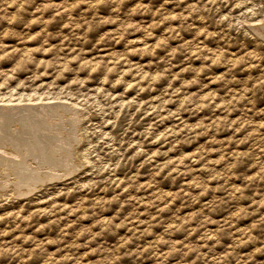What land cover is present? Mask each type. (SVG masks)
<instances>
[{
  "label": "rangeland",
  "instance_id": "374dc122",
  "mask_svg": "<svg viewBox=\"0 0 264 264\" xmlns=\"http://www.w3.org/2000/svg\"><path fill=\"white\" fill-rule=\"evenodd\" d=\"M0 121V264H264V0H0Z\"/></svg>",
  "mask_w": 264,
  "mask_h": 264
},
{
  "label": "bare ground",
  "instance_id": "6f19581e",
  "mask_svg": "<svg viewBox=\"0 0 264 264\" xmlns=\"http://www.w3.org/2000/svg\"><path fill=\"white\" fill-rule=\"evenodd\" d=\"M256 27V26H255ZM259 29V28H258ZM256 31V30H255ZM259 36V35H258ZM25 107V106H24ZM48 107V106H47ZM10 108V107H9ZM59 109V108H58ZM25 112V111H24ZM18 115V114H17ZM31 116V115H30ZM32 117V116H31ZM55 117V116H54ZM69 117V116H68ZM77 117V116H76ZM29 120V119H28ZM31 120V119H30ZM53 120V119H52ZM1 122V121H0ZM27 122V121H26ZM5 123V122H4ZM3 124V123H2ZM16 124V123H15ZM9 126V125H8ZM0 127H2V126H0ZM16 127V126H15ZM5 128V127H4ZM3 129V128H2ZM1 130V129H0ZM3 131V130H2ZM7 131V130H6ZM12 133V132H11ZM10 133V134H11ZM66 133V132H65ZM5 134V133H4ZM20 135V134H19ZM5 136V135H4ZM3 136V137H4ZM80 137V136H79ZM4 139V138H3ZM7 141V140H6ZM78 141V140H77ZM11 142V141H10ZM42 143V142H41ZM43 143H45V142H43ZM5 144V143H4ZM15 144V143H14ZM1 146L3 145V144H0ZM76 145V144H75ZM6 147V146H5ZM19 147V146H18ZM40 148V147H39ZM5 149V148H4ZM11 149H12V147H11ZM36 149V148H35ZM3 150V149H2ZM6 150V149H5ZM12 150H14V149H12ZM15 151V150H14ZM2 152V151H1ZM16 152V151H15ZM41 152V151H40ZM4 153V152H3ZM7 153H8V151H7ZM10 153H11V151H10ZM30 153V152H29ZM14 154V153H13ZM26 154H27V152H26ZM6 155V154H5ZM33 155V154H32ZM31 155V156H32ZM39 155V154H38ZM37 155V156H38ZM12 156V155H11ZM22 157V156H21ZM45 157V156H44ZM25 158V157H24ZM33 158V157H32ZM36 158V157H35ZM37 159V158H36ZM73 159V158H72ZM78 159V158H77ZM32 160V159H31ZM50 160V159H49ZM3 161V160H2ZM8 161V160H7ZM13 161V160H12ZM21 161V160H20ZM23 162V161H22ZM28 162V161H27ZM9 163V162H8ZM16 163V162H15ZM3 164V163H2ZM10 165H11V163H9ZM13 164V163H12ZM31 164V163H30ZM79 165V164H78ZM16 166V165H15ZM27 166V165H26ZM8 168H9V166H8ZM19 168V167H18ZM21 168V167H20ZM46 168V167H45ZM58 168V167H57ZM1 169H2V166H1ZM26 169V168H25ZM52 169V168H51ZM4 170V169H3ZM29 170V169H28ZM22 171H23V169H22ZM0 172H3V171H0ZM5 172V171H4ZM3 172V173H4ZM12 172V171H11ZM61 172V171H60ZM2 173V174H3ZM25 173V172H24ZM67 173V172H66ZM14 174V173H13ZM23 174V173H22ZM50 174H52V173H50ZM11 175V174H10ZM54 175V174H53ZM16 177H18V175L16 176ZM61 177V176H60ZM22 178H23V176H22ZM2 179V178H1ZM11 179V178H10ZM29 179V178H28ZM15 180V179H14ZM47 180V179H46ZM50 180V179H49ZM17 181V180H16ZM4 182L5 181H3V184H4ZM8 182V181H7ZM25 182V181H24ZM2 184V183H1ZM19 184H20V182H19ZM7 185V184H6ZM6 187V186H5ZM9 187V186H8ZM16 187V186H15ZM4 189V188H3ZM7 189V188H6ZM20 189V188H19Z\"/></svg>",
  "mask_w": 264,
  "mask_h": 264
},
{
  "label": "clouds",
  "instance_id": "9594fccd",
  "mask_svg": "<svg viewBox=\"0 0 264 264\" xmlns=\"http://www.w3.org/2000/svg\"><path fill=\"white\" fill-rule=\"evenodd\" d=\"M12 131H14V130H12Z\"/></svg>",
  "mask_w": 264,
  "mask_h": 264
}]
</instances>
